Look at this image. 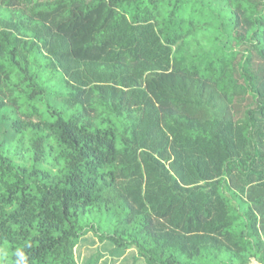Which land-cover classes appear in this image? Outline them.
Wrapping results in <instances>:
<instances>
[{
	"label": "trees",
	"instance_id": "16d2710c",
	"mask_svg": "<svg viewBox=\"0 0 264 264\" xmlns=\"http://www.w3.org/2000/svg\"><path fill=\"white\" fill-rule=\"evenodd\" d=\"M89 233L264 264V0H0V264Z\"/></svg>",
	"mask_w": 264,
	"mask_h": 264
},
{
	"label": "rangeland",
	"instance_id": "374dc122",
	"mask_svg": "<svg viewBox=\"0 0 264 264\" xmlns=\"http://www.w3.org/2000/svg\"><path fill=\"white\" fill-rule=\"evenodd\" d=\"M105 223H102V228L104 227ZM103 243H100L98 238L92 234L89 233L86 235V237L82 238L78 246L76 247V255L78 258V261L80 264H82L87 258H89L94 251L98 247H102ZM105 256L102 259V264H104L105 259L111 258L113 255H109L106 251H104ZM134 251L133 250H128L124 251L123 253L120 254V256H114L115 260L113 261L112 264H130L132 261V255ZM100 264V263H99ZM111 264V263H110Z\"/></svg>",
	"mask_w": 264,
	"mask_h": 264
}]
</instances>
